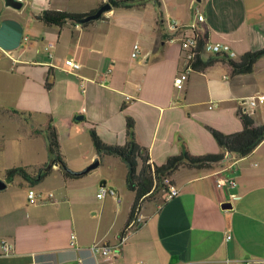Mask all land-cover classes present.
<instances>
[{
    "label": "crops",
    "instance_id": "crops-1",
    "mask_svg": "<svg viewBox=\"0 0 264 264\" xmlns=\"http://www.w3.org/2000/svg\"><path fill=\"white\" fill-rule=\"evenodd\" d=\"M19 1L22 8L15 9L0 0V120L22 123L15 139L24 152L22 165L40 164L30 169L34 176L50 155L48 161L27 163L36 151L32 141L41 139L39 131L48 134L51 122L63 152L69 145L81 156L72 165L61 151L72 171L83 172L97 160L91 129L106 145L124 146L129 117L136 142L160 167L184 152L225 154L208 128L226 135L240 132L243 100L264 95V56L250 74L234 75L228 64L217 63L191 72L183 89L176 88L186 66L168 30L170 19L190 26L200 13L207 41L239 60L264 49V0H136L142 6L113 9L87 27L46 26L42 15L91 14L105 0ZM135 45L137 58L132 57ZM67 60L81 69L70 72ZM246 115L264 125V105ZM44 147L48 151L47 140ZM106 157L109 171L117 173L92 179L96 197L103 184L119 195L128 189L124 161ZM54 173L63 183H74L71 190L61 184L55 197L40 194L36 205L28 198L34 181L17 177L0 191V240L14 245V253L0 257V264H94L90 248L96 243L118 246L116 255L100 264H264V142L246 157L232 155L205 169L180 168L170 177L179 195L165 202L162 189L142 202V224L124 244L120 238L135 193L128 189L126 204L107 196L98 215H92L89 191L79 186L90 174L65 179L56 165L42 181ZM226 177L233 178L234 188L218 187ZM108 198L121 206L119 211L109 209ZM228 203L231 207L223 208Z\"/></svg>",
    "mask_w": 264,
    "mask_h": 264
},
{
    "label": "trees",
    "instance_id": "trees-1",
    "mask_svg": "<svg viewBox=\"0 0 264 264\" xmlns=\"http://www.w3.org/2000/svg\"><path fill=\"white\" fill-rule=\"evenodd\" d=\"M100 8L105 4H109L113 9H130L142 6V3L136 0H105ZM97 10L91 12L94 14ZM90 14H74L67 12L46 11L42 15V21L46 26L63 27L66 24H79L78 22ZM103 17V16H102ZM102 17L100 19H102ZM99 19V20H100ZM94 21L82 24L87 27ZM200 27V49L207 44V34ZM264 56V49L256 52H250L242 55L239 60H234L227 53L222 52L213 55L201 56L194 65L195 72H204L208 68L217 63L228 64L234 75L250 74L254 70L257 61ZM51 83L46 84V88L50 89ZM239 116L243 125L240 132L234 134H223L215 129L208 128L213 137L221 148L225 150V154L192 156L188 152L174 156L168 159L165 165L156 166L150 161L149 151L140 146L135 139V122L132 118H127V136L128 141L124 146H108L98 136L94 129L90 130V137L97 154L95 163L101 162L106 156L120 158L127 166V186L128 189L135 193V200L129 215L128 224L134 219L138 206L141 202L149 199L159 190L166 189V179L178 171L180 168L205 169L215 164L223 163L228 155H236L238 157H246L254 152V150L264 142V125H256L255 122L247 115L239 112ZM38 134L41 131L37 132ZM50 162L41 170L39 176H34L28 167H14L5 172L6 183H11L17 177H22L26 181L41 182L49 175L54 167L60 166V171L65 179H79L85 174L72 171L68 168L59 145L57 130L53 127L52 122L49 126V132L46 135ZM122 236V235H121Z\"/></svg>",
    "mask_w": 264,
    "mask_h": 264
},
{
    "label": "built area",
    "instance_id": "built-area-1",
    "mask_svg": "<svg viewBox=\"0 0 264 264\" xmlns=\"http://www.w3.org/2000/svg\"><path fill=\"white\" fill-rule=\"evenodd\" d=\"M204 16L200 13L197 14V22L193 25H185L180 23L177 20L170 19L168 21V30L173 34L170 37V43H177L181 47L182 52V61L185 64L186 68L176 77L175 86L179 90L183 89L186 81L188 80L189 74L194 72V65L197 59L201 56L213 55L225 52L223 46L213 45L207 42L203 49H200V26L204 23ZM139 46L135 45L132 53L133 58H137L140 51ZM226 53V52H225ZM232 58V54L227 52ZM66 67L70 72H78L81 69V65L74 60H67ZM241 112L246 115L249 110L255 109L259 105H264V95H257L243 100ZM165 184L168 186L166 190L165 202L171 201L177 197L180 193V190L174 186L170 179L165 180ZM228 186L230 188L235 187V182L233 178L226 177L218 181V187ZM54 195L50 194L52 198ZM107 196H113L117 200L118 204L122 203V197L112 188H106L102 186L97 194L99 200L105 199ZM29 203L31 205H36L40 202L41 195L37 194L34 190H30L28 194ZM141 205L139 204L137 212L134 216V219L126 226L122 236L120 238V243L124 244L126 240L141 226ZM231 239V236H227V240ZM76 244V236L72 234L71 236V245ZM118 246L110 244L96 243L90 248V254L95 260L94 264H100V259H112L117 252ZM14 253V245L7 239L0 240V257H9ZM79 264H84L83 261H80Z\"/></svg>",
    "mask_w": 264,
    "mask_h": 264
},
{
    "label": "rangeland",
    "instance_id": "rangeland-1",
    "mask_svg": "<svg viewBox=\"0 0 264 264\" xmlns=\"http://www.w3.org/2000/svg\"><path fill=\"white\" fill-rule=\"evenodd\" d=\"M134 45V44H133ZM139 46V45H138ZM0 171H4L6 169H10L13 167H26L22 165L23 157L22 153L23 150L21 149V145L18 139H15L17 137V130H19L22 127V123H19L18 121L11 122L8 120L1 119L0 120ZM32 126V125H31ZM41 136V139L38 140H33L32 142H37L35 147H33V150L35 149V154H29L27 157V163H30V161H37V163H40V161H48L49 160V153L47 149L44 147V141L46 142V135L47 132L42 130L41 133H39ZM64 143H68V141L65 140ZM61 146V145H60ZM31 147V146H30ZM66 150L63 152L62 148L61 151L65 158L69 160L72 165H77L81 162L80 155L77 151H73L69 145L65 146ZM32 148V147H31ZM68 149V150H67ZM31 150L28 147V151ZM107 160H111L106 158H103L99 164V166L89 172V177L85 179L86 181H81L84 183H81L79 186L82 187L83 189H86L89 191V199L91 201V207L93 208L94 211H92V215L96 214L98 215L99 209L105 201L99 200L98 197H96V193L93 194L91 192V182L92 179L97 180L100 176H113L117 172L109 171V164L107 163ZM33 163V162H31ZM40 165V164H39ZM39 165L37 166H32L29 169L31 171H34ZM69 166V165H68ZM70 168V166H69ZM5 172V171H4ZM0 172V177H5V173ZM88 175V174H87ZM2 179V178H1ZM21 180V178L17 179V181ZM14 184L16 185L17 182L15 181ZM64 184V188L66 190L70 191L71 190V184L74 183H68L65 184L63 183L62 177L60 173L52 175L49 179L46 181H41L36 184H34V187L32 188L37 194H42V196L47 197L50 194L55 195L56 190L54 188L56 187H61ZM17 186V185H16ZM101 186L99 187L100 190ZM106 188H109V185L107 184ZM127 189V188H126ZM12 190V189H11ZM65 190V191H66ZM120 195L123 198L124 203L128 200L130 193L127 190L124 192L120 191ZM55 197V196H54ZM111 197V196H110ZM107 203L109 204V209L114 213L115 211H119L120 207L116 201H114L111 198L107 199ZM126 204V203H125ZM125 204L123 205L125 207ZM123 207V208H124Z\"/></svg>",
    "mask_w": 264,
    "mask_h": 264
},
{
    "label": "water",
    "instance_id": "water-1",
    "mask_svg": "<svg viewBox=\"0 0 264 264\" xmlns=\"http://www.w3.org/2000/svg\"><path fill=\"white\" fill-rule=\"evenodd\" d=\"M6 1V4L7 6L9 7H13L15 9H20L22 8V2H20L19 0H5ZM200 1V0H198ZM112 10L111 6L109 4H105L104 6H102L101 8H99L97 10V12H95L94 14H90L88 16H86L85 18H83L82 20H80L78 23L79 24H86V23H89V22H92V21H97L99 20L104 14L110 12ZM82 118L79 117L77 118L76 120H81ZM230 157V155H228L226 157V159ZM226 161V160H225ZM99 166V163H93L92 165H90L85 171L83 172H79L81 174H88L89 172L95 170L97 167ZM104 187H106L104 184H103ZM8 187L7 183L2 180L0 178V191H3L5 190L6 188ZM231 207V204H225L223 206V208H230Z\"/></svg>",
    "mask_w": 264,
    "mask_h": 264
}]
</instances>
